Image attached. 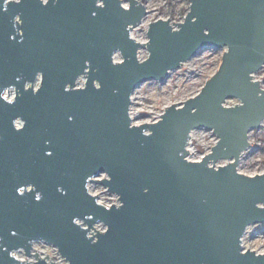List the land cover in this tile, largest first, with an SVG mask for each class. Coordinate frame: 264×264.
<instances>
[{
	"label": "water",
	"instance_id": "1",
	"mask_svg": "<svg viewBox=\"0 0 264 264\" xmlns=\"http://www.w3.org/2000/svg\"><path fill=\"white\" fill-rule=\"evenodd\" d=\"M128 3L0 0V264H23L20 249L51 264L32 254L37 241L67 264H264V252L243 248L248 227L264 223V172L238 170L264 122L253 79L264 65V0H190L183 21H152L146 42L131 29L147 7ZM209 46L226 50L200 91L133 124L137 85L165 81ZM202 128L218 140L190 161L191 132ZM91 181L121 204H100ZM97 222L106 230L88 235Z\"/></svg>",
	"mask_w": 264,
	"mask_h": 264
},
{
	"label": "rangeland",
	"instance_id": "2",
	"mask_svg": "<svg viewBox=\"0 0 264 264\" xmlns=\"http://www.w3.org/2000/svg\"><path fill=\"white\" fill-rule=\"evenodd\" d=\"M147 7L148 13L140 24L133 27L131 33L136 40L148 41L147 32L152 21L165 18L170 19L172 24L183 21L190 8V0H139ZM128 6V0H123ZM197 55L187 60L179 68L171 70L165 81L157 80L143 82L137 85L134 91L133 110L136 119L141 122L155 121L169 105L181 103L200 91L205 82L217 72L220 56L226 48L206 47L200 49ZM140 58L148 56L149 51L142 47ZM204 55V57H203ZM117 59H122L119 52ZM238 99H230L234 103ZM194 134L199 135L193 139L191 149L197 151L196 156L210 151L215 143V136L209 130L196 129ZM250 146L241 157L238 170L245 174L264 172V122L258 129H252L249 133ZM243 237L245 249L264 252V223L252 224ZM43 246V244H39Z\"/></svg>",
	"mask_w": 264,
	"mask_h": 264
},
{
	"label": "built area",
	"instance_id": "3",
	"mask_svg": "<svg viewBox=\"0 0 264 264\" xmlns=\"http://www.w3.org/2000/svg\"><path fill=\"white\" fill-rule=\"evenodd\" d=\"M6 1H10V0H6ZM14 1H16V0H14ZM211 47H213V46H211ZM199 51H201V50H199ZM203 57H204V55H203ZM221 58L222 57L220 56V60H221ZM139 59L140 60L144 59V58H142V59L140 58V52H139ZM115 61H120V60H118L117 58H115ZM219 66H220V63L217 65V68ZM253 79L254 80H256V79L259 80L260 83H261V87L264 88V65H263L262 68H260L259 71H257L256 73L253 74ZM86 80H87V78L85 77V75H80L79 78L76 81L75 87H84ZM40 81L41 80H38V81L35 82V88L38 87V85L40 84ZM15 96H16V91H15L14 87H9L4 92V97L7 100H13L15 98ZM133 96H134V92L132 94V104L130 106V109H131L130 110V115H131V118L133 120V124L134 123L135 124H142V123H145V122H150V121L141 122L140 120H137L136 119L137 117H136L135 111L133 110V99H134ZM229 100H227L225 102L226 105H235V103H238L239 102V100H237V101H234V103H229ZM158 118L156 120H158ZM155 121H151V122H155ZM16 125H18L19 127L21 126V124L19 122H16ZM203 129L209 130V129H206V128H203ZM195 130L196 129H194L191 132L190 139H189V144L187 146L188 151H189L190 154L186 158L188 160H190V161H192V160H201L206 153H208V152L211 151V149H210V151L204 152L203 154H200V155L196 156L197 151L195 153V151L191 149V143L194 141L193 139H195V138H197L199 136V135L194 134V131ZM209 131L212 134H214L215 139H216L215 140V143H216L217 140H218L216 134L212 130H209ZM226 162L227 161L220 159L216 163V166H218V165H224V164H226ZM260 172H262V171H260ZM260 172H257V173H260ZM93 178L96 179V180H98V179H102V178H108V176H107V174L105 172H102L101 174H99L98 176H95ZM87 190H89V192L92 193V194H94V195H98V197H97L98 202L100 204H102V205L104 204L106 207H111V206H114V205L119 206L121 204V200L119 199V195L117 193L111 192L105 185H103V184L101 185V184L97 183L96 181L89 182L87 184ZM94 227L96 228V230H95V228L90 229L88 235H93L96 232H104V230H106V227L107 226L105 225V223L103 224L101 222H97L94 225ZM97 230H99V231H97ZM39 244H43V246H39ZM243 248H244V246H243ZM34 253H38L39 254V258L46 259V261L48 263H51V264H67L68 263V261L66 260V258H64L61 255V253L59 252V250H58L57 247H55V246H53L51 244H46V243L41 242V241H37V242H35L33 244L32 254H34ZM13 254L18 259H20L23 264H34V262L36 261L33 256L26 255L25 254V251L23 249L15 250V252ZM47 255H48V257H46Z\"/></svg>",
	"mask_w": 264,
	"mask_h": 264
},
{
	"label": "snow or ice",
	"instance_id": "4",
	"mask_svg": "<svg viewBox=\"0 0 264 264\" xmlns=\"http://www.w3.org/2000/svg\"><path fill=\"white\" fill-rule=\"evenodd\" d=\"M20 2H21V0H16V3H20ZM45 3H47V0H45ZM101 6H102V5H101ZM124 7L127 8V5H124ZM49 155H50V153H49ZM36 199L39 200L40 197L37 196Z\"/></svg>",
	"mask_w": 264,
	"mask_h": 264
},
{
	"label": "bare ground",
	"instance_id": "5",
	"mask_svg": "<svg viewBox=\"0 0 264 264\" xmlns=\"http://www.w3.org/2000/svg\"><path fill=\"white\" fill-rule=\"evenodd\" d=\"M131 34H132V36L134 37L133 32H132ZM134 38H135V37H134ZM117 56H118V54H116L115 58H117Z\"/></svg>",
	"mask_w": 264,
	"mask_h": 264
},
{
	"label": "flooded vegetation",
	"instance_id": "6",
	"mask_svg": "<svg viewBox=\"0 0 264 264\" xmlns=\"http://www.w3.org/2000/svg\"><path fill=\"white\" fill-rule=\"evenodd\" d=\"M38 80H41V79L38 77V78H37V81H38Z\"/></svg>",
	"mask_w": 264,
	"mask_h": 264
}]
</instances>
